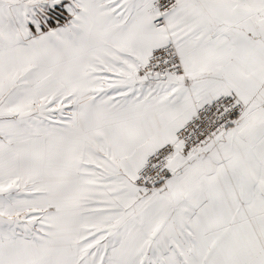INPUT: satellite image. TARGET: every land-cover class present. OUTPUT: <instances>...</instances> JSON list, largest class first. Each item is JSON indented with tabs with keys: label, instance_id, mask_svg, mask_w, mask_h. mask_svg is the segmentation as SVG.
<instances>
[{
	"label": "snow or ice",
	"instance_id": "1",
	"mask_svg": "<svg viewBox=\"0 0 264 264\" xmlns=\"http://www.w3.org/2000/svg\"><path fill=\"white\" fill-rule=\"evenodd\" d=\"M0 264H264V0H0Z\"/></svg>",
	"mask_w": 264,
	"mask_h": 264
}]
</instances>
